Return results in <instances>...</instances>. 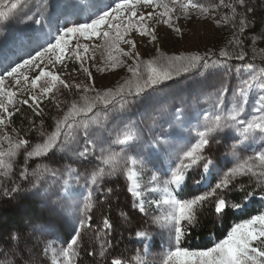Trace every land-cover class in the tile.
<instances>
[{"label": "snow or ice", "instance_id": "snow-or-ice-1", "mask_svg": "<svg viewBox=\"0 0 264 264\" xmlns=\"http://www.w3.org/2000/svg\"><path fill=\"white\" fill-rule=\"evenodd\" d=\"M17 8L15 2L0 0V10L7 9L0 11V18L7 20ZM221 9L226 10V14L217 18ZM192 18L210 19L217 27L229 28L231 38L227 46L218 53L205 52L203 55L165 56L157 50L152 59H141L133 34L148 37L149 42L154 43L157 25H165L182 35L179 21ZM254 29L260 32H252ZM249 32L253 35L252 45L264 39V10L257 11L251 0H107L106 3L97 0L94 11L85 20L65 23L34 54L22 62H13L0 72V178L9 180L6 184L0 179V198L26 199L23 193L29 186L32 197H47L52 185L46 187L43 177L46 173H55L45 167V158L54 161L58 152L64 153L66 158L74 157L76 161L95 165L84 177V185H80L87 195L72 191L70 179L61 181L58 176L53 181L58 185L57 200L42 201L50 216L73 231L69 241L57 247L56 223L45 221L40 225L41 233L53 237L45 242L43 249L45 255L51 253L50 264H77L82 247L81 234L85 228H91L97 206L93 191L99 190L100 185L112 177H123L126 190L133 197V207L139 213L149 216L153 205L156 209H164L161 216H152V223L165 230L167 245L155 264H264V210L234 224L210 247L190 249L183 246L205 209L211 207L218 219H224L230 212L243 214L253 198L264 200V67L257 68L248 60L243 37ZM122 45H127L128 50ZM97 53L98 70L126 67L131 75L115 87L98 90L89 66V62H97ZM257 56L264 61V49L257 52L253 47L251 60ZM232 60L245 63L233 72L227 63ZM69 64H78L88 82L66 80L65 76L77 72L76 68L69 71ZM201 68L223 70L226 76L234 74L237 83L230 86V81L225 79L213 85L211 107L214 112L211 118L203 117V123L194 129L193 139L179 146H174L167 138L156 137L150 142L149 146L160 151L166 149L169 161L162 175L153 172L145 183V172L149 170L145 159L136 152L139 137L135 130L125 127L96 131L92 126L103 129L108 114L123 111L134 102L132 97L169 87L170 82ZM64 90L69 95L75 90L77 98H62ZM46 102L58 112L52 131L45 129L43 120L37 123L22 112V107L27 106L32 116L43 117ZM17 114L27 120L26 129L14 126L13 117ZM175 115L180 119L182 111L178 109ZM226 132L237 134L239 141L231 145L232 159L220 166L206 149L212 143L219 144L221 134ZM32 133L42 139L33 143L29 138ZM233 138L225 136L228 140ZM257 140L261 141V146L242 158L238 148L251 146ZM114 145L119 146V151H115ZM30 162L37 166L30 170ZM74 174L79 173L71 164L62 173L66 177ZM13 175L27 182L26 185L12 180ZM189 181L200 187L184 195ZM235 190L243 193L241 199L229 198L228 193ZM107 193L111 194L112 188H108ZM149 194L157 195L150 197ZM103 228H112L109 219L103 220ZM134 235L142 242V252L128 258L112 257L110 264H148L145 259L148 248L143 246V241L150 240L151 235L144 229L136 230ZM7 236L11 244L17 246L12 255L22 252L19 248L21 230L9 229ZM108 248H111L110 243L101 244L99 256L104 258ZM0 253V264H14L8 258V250L0 249ZM19 264L27 262L21 257Z\"/></svg>", "mask_w": 264, "mask_h": 264}, {"label": "rangeland", "instance_id": "rangeland-1", "mask_svg": "<svg viewBox=\"0 0 264 264\" xmlns=\"http://www.w3.org/2000/svg\"><path fill=\"white\" fill-rule=\"evenodd\" d=\"M13 2L18 4L14 14L7 20L0 18V72L13 62H22V59L34 54L35 50L41 44L51 40L57 29L62 28L65 23L85 20L88 14L94 11L97 0H10V3ZM104 2L106 3L107 0ZM208 2H212V0H208ZM251 4L257 8V11L264 10V0H251ZM0 11H7V9ZM223 14H226V10L221 9L217 18ZM179 26L182 29V35L173 32L165 25H157V40L154 43L149 42L148 37L133 34V38L137 41V51L140 53L141 59H152L157 54V50L164 53L165 56L188 55L190 53L203 55L205 52L218 53L220 49L227 46L228 40L231 38L229 28L217 27L215 22L210 19H181ZM252 32L259 33L260 29H254ZM252 32L246 33L243 37L245 51L249 53L248 60L254 63L257 68L264 67V61L259 56L254 61L251 60L253 47L257 52L264 49V39H258L255 45L251 44ZM122 47L125 51L128 50L127 45H122ZM228 50L233 51L231 48ZM99 62V53H97V62H89L98 90L103 91L115 87L131 75L127 72L126 67H118L114 71H100L96 66ZM128 63L131 64L132 62L128 61ZM227 63L234 72L245 62L232 60ZM73 68H76L77 72H74L72 76H65L66 80L75 79L76 83L88 82L86 75L79 71L78 64H69L68 70L71 71ZM225 79L230 81V86H235L237 83L234 74L226 76L223 70L217 72L213 69H194L170 82L171 86L169 87H163L161 90L142 97H132L134 102L129 103L123 111L108 114L107 119L103 121V129H99L96 125H93L92 129L112 131L129 127L135 130L139 137L136 152L145 159L146 167L149 170L145 172V183H147L153 172L162 175L167 169L169 161L167 150L160 151L151 147L149 146L150 142L156 137L167 138L174 146H179L193 139L194 129L198 124L203 123V117L211 118L214 112L211 107V98H214L215 92L213 85H217ZM62 98L68 100L77 98L75 90H73V95H69L67 90H64ZM43 107H45L44 127L47 131H52L55 124L54 118L58 116V112L54 106L47 102ZM251 108L252 105L250 104L249 109ZM178 109L182 111L180 119H177L175 115ZM22 112L31 117V111L27 109V106L22 107ZM101 117H103V113ZM23 119L19 114L13 117L14 126L17 127V123ZM48 119H50V123L46 124ZM226 135H231L234 138L225 139ZM29 138L33 143L42 139L36 133L30 134ZM238 141L237 134L226 132L221 134L220 143L210 144V148L206 149V152L216 159L220 166H223L225 161L232 159L231 145L238 143ZM260 146L261 141L257 140L251 146L241 145L237 151L242 158H246ZM113 148L115 151H119V146L114 145ZM68 164L77 168L79 174H74L71 177L62 175ZM29 166L31 170L37 166V163L30 162ZM94 166V163L76 161L74 157L66 158L64 153L58 152L54 161H47L45 158V167L55 173V175L46 173L43 177V183L46 187L52 185L47 197H32V190L29 186V190L23 193L27 197L26 199L0 198V249L8 250V258L13 260L14 264H19L21 257L27 264H50L51 253L45 255L43 249L45 242L53 239V237L39 231L40 225L45 221H51L57 225L56 233L59 237L56 241L57 247L65 245L69 241L73 235L72 229L63 227L62 222L50 216L42 201L46 199L52 203L57 200L58 185L53 184V181L58 176L61 181L65 178L70 179L72 191L87 195L86 189L80 185H84V177L94 170ZM0 179H4L6 184L9 183L6 178ZM11 179L25 185L27 183L20 181L16 175H13ZM199 187V185L189 181L184 195L196 192ZM108 188H112L111 194L107 193ZM126 188L127 184L123 177H112L102 183L99 190L93 191V198L97 206L93 211L91 228H85L81 234L82 247L79 248L80 255L76 258L77 264H110L112 257L128 258L136 252H142V242L134 235L138 229H144L151 235L150 240L143 241V246L148 248V254L145 256L148 264H155L166 249L165 230L158 224L152 223V216H161L164 209H156L153 205L149 216H144L133 207V197ZM237 193L239 191L235 190L229 192L228 196L234 199ZM61 195L63 194L61 193ZM156 195L149 194L150 197ZM253 200H257L264 209V200H260L258 197L253 198ZM250 204L251 202L248 203L247 208ZM233 213L237 214V212ZM7 215L18 216V222H15L13 217L8 218ZM105 218L109 219L112 224L111 229L105 230L103 228ZM205 219L215 221L218 226L224 220L218 219L213 214L211 207L205 209L199 222ZM33 221L35 227H33ZM9 229L21 230L19 248L23 251H17L15 256L12 255V251L16 250L17 246L9 241L7 236ZM109 243L111 248L107 249L106 256L100 257L98 254L100 245L107 246ZM89 253H95V255Z\"/></svg>", "mask_w": 264, "mask_h": 264}, {"label": "trees", "instance_id": "trees-1", "mask_svg": "<svg viewBox=\"0 0 264 264\" xmlns=\"http://www.w3.org/2000/svg\"><path fill=\"white\" fill-rule=\"evenodd\" d=\"M29 118L34 119L37 123H39L41 120L44 122V116L43 117H36V116H29ZM50 123V119L46 120V124ZM18 128H27L28 123L26 119L20 120L17 123ZM243 197V193L239 192L236 194L235 198L233 200H239ZM264 210L263 207H261L257 200H252L250 206L247 208V210L241 214L237 213L234 214L233 212H230L228 216L224 218L221 225L218 226V224L215 221H212L211 219L207 220H201L197 227L191 229V236L187 237L183 243V246L188 247L190 249H204L206 247H210L213 244V239L219 240L222 239L227 231L230 230V228L239 222H242L243 219L248 218V216L252 214H256L258 211ZM8 218L13 217L15 222H18L19 218L15 215H7ZM212 238V239H211Z\"/></svg>", "mask_w": 264, "mask_h": 264}, {"label": "bare ground", "instance_id": "bare-ground-1", "mask_svg": "<svg viewBox=\"0 0 264 264\" xmlns=\"http://www.w3.org/2000/svg\"><path fill=\"white\" fill-rule=\"evenodd\" d=\"M147 155V154H146Z\"/></svg>", "mask_w": 264, "mask_h": 264}]
</instances>
